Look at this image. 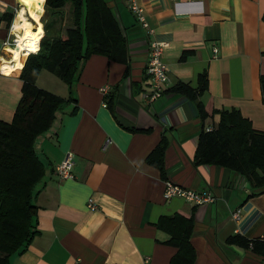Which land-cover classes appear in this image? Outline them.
Returning a JSON list of instances; mask_svg holds the SVG:
<instances>
[{
    "label": "crops",
    "instance_id": "crops-1",
    "mask_svg": "<svg viewBox=\"0 0 264 264\" xmlns=\"http://www.w3.org/2000/svg\"><path fill=\"white\" fill-rule=\"evenodd\" d=\"M106 1L128 41V63L92 55L71 87L47 70L39 73L38 87L71 100L38 140L47 165L34 198L38 233L8 264H72L75 258L82 264H169L177 248L167 243L169 234L157 223L175 214L194 222L190 242L196 264H264L251 248L225 242L234 234L264 235V192L257 193L233 170L194 164L199 133L218 124L216 110L237 109L254 129L264 131V0H136L152 33L127 0ZM32 13L42 18L44 1L0 0V68L13 58L3 45L9 26L17 23L23 30L28 24L32 30ZM19 16L32 22H19ZM153 40L168 43L162 56L168 69L164 90L177 81L196 86L206 70L208 86L200 98L208 114L204 121L184 96L164 92L153 101L147 98L146 63ZM184 51L189 54L181 60ZM19 71L0 69L2 121L12 119L21 97ZM104 85L109 87L105 96L99 91ZM163 134L168 139L165 177L146 160ZM67 152L73 154L72 179L55 172ZM165 179L210 191L216 199L202 205L165 199ZM90 198L95 210L88 207Z\"/></svg>",
    "mask_w": 264,
    "mask_h": 264
},
{
    "label": "trees",
    "instance_id": "trees-1",
    "mask_svg": "<svg viewBox=\"0 0 264 264\" xmlns=\"http://www.w3.org/2000/svg\"><path fill=\"white\" fill-rule=\"evenodd\" d=\"M42 1L44 36L39 41V50L27 56L19 71L21 97L12 119L0 120V264H8L11 255L23 253L38 233L34 198L47 170L37 149L38 139L52 129L58 114L71 100L38 87L39 73L47 70L71 87L78 79L83 63L92 55H103L123 64L129 60L128 41L108 1ZM26 3L43 9L39 3ZM59 19L60 22L68 20L64 34L55 27ZM51 30L53 36L48 35ZM188 54L184 51L180 59L185 60ZM207 86L204 70L198 75L196 86L177 81L163 93L186 97L194 104L199 119L204 121L208 114L200 98ZM260 89L264 102V75L260 76ZM215 112L219 114L218 124L210 130L202 128L194 164L228 168L241 174L257 193L264 192V131L254 129L251 121L237 109ZM167 146L168 139L163 134L146 158L150 165L159 169L162 177H165ZM157 225L169 234L167 243L177 248L169 264H196V251L190 242L194 226L192 218L179 214L164 216ZM225 242L249 247L264 258V240L234 234Z\"/></svg>",
    "mask_w": 264,
    "mask_h": 264
},
{
    "label": "built area",
    "instance_id": "built-area-1",
    "mask_svg": "<svg viewBox=\"0 0 264 264\" xmlns=\"http://www.w3.org/2000/svg\"><path fill=\"white\" fill-rule=\"evenodd\" d=\"M17 8L20 6V2L17 3ZM127 6L129 10L135 15L140 24L148 30V33H152L153 30L149 28V24L144 15V10L141 5L137 3L136 0H127ZM19 22H21V17L19 16ZM18 22V23H19ZM9 34L5 39L3 45L8 52V57L12 54V49L18 46V38L21 33L19 27H17V23H12L9 26ZM168 46L167 42L153 40L149 43L148 46V59L146 63V72L150 76V93L147 96L149 101H153L159 98L164 90V85L168 81V69L166 64L163 61V52L165 48ZM217 51V48L213 49ZM21 56L25 60L28 56L27 50L21 51ZM10 60V59H9ZM24 62V61H23ZM109 87L104 85L100 87L99 91L102 95H106L108 93ZM210 130V129H208ZM73 154L71 152H67L63 159L60 161L58 165L55 167L56 174L62 179H72L74 178V174L72 172L73 167ZM163 196L165 199H169L172 197H180L185 201L195 204L202 205L207 203H212L215 201V195L210 191H197L191 188H184L170 179L164 180V192ZM88 207L90 210L96 209V204L93 198L88 200ZM239 212L234 211L232 213V217L237 220L239 219ZM260 240H264V235L259 237ZM72 264H82L80 258H75Z\"/></svg>",
    "mask_w": 264,
    "mask_h": 264
},
{
    "label": "bare ground",
    "instance_id": "bare-ground-1",
    "mask_svg": "<svg viewBox=\"0 0 264 264\" xmlns=\"http://www.w3.org/2000/svg\"><path fill=\"white\" fill-rule=\"evenodd\" d=\"M21 19H25V16H23ZM31 19L33 20L34 24H36L32 28H35L33 30L37 31V33L36 32L35 33H32V32L23 33L29 28L28 24L26 25V27L23 30H21V27H20L21 33H20L19 38H18V46L12 49L11 55H13V58H11L0 69L7 71V72L17 71L19 69H22L23 64H24L22 62L24 59L21 56L22 55L21 51L27 50L28 55H30V54L36 53L39 50V41L42 38V36H44L43 35L44 34V28H43L42 21H41V14L40 13H32ZM25 20H27V22H30V23L32 22L29 19H25ZM26 58H25V60H26Z\"/></svg>",
    "mask_w": 264,
    "mask_h": 264
},
{
    "label": "rangeland",
    "instance_id": "rangeland-1",
    "mask_svg": "<svg viewBox=\"0 0 264 264\" xmlns=\"http://www.w3.org/2000/svg\"><path fill=\"white\" fill-rule=\"evenodd\" d=\"M48 18H50V17H48ZM68 19H69V18H68ZM50 20L52 21V19H50ZM67 24H68V20H67V21H64V22H63V21L60 22V19H59V20L57 21L55 27H56V28H60L61 30H64V29L66 28L65 26H66ZM42 25H43V23H42ZM30 27L32 28L33 25H31ZM33 29H35V28H32V30H33ZM48 35H49V36H53V35H54V34H53V31H52V30L49 31V32H48ZM23 61H24V60H23ZM57 78H58V77H57Z\"/></svg>",
    "mask_w": 264,
    "mask_h": 264
},
{
    "label": "water",
    "instance_id": "water-1",
    "mask_svg": "<svg viewBox=\"0 0 264 264\" xmlns=\"http://www.w3.org/2000/svg\"><path fill=\"white\" fill-rule=\"evenodd\" d=\"M39 140V139H38Z\"/></svg>",
    "mask_w": 264,
    "mask_h": 264
}]
</instances>
